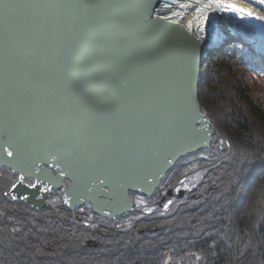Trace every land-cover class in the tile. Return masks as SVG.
<instances>
[{
  "label": "water",
  "instance_id": "95a60500",
  "mask_svg": "<svg viewBox=\"0 0 264 264\" xmlns=\"http://www.w3.org/2000/svg\"><path fill=\"white\" fill-rule=\"evenodd\" d=\"M160 4L0 0V166L36 180L12 189L31 206L67 179L70 211L89 202L114 218L132 210L129 193L151 196L175 161L207 148L205 50L155 19Z\"/></svg>",
  "mask_w": 264,
  "mask_h": 264
},
{
  "label": "trees",
  "instance_id": "16d2710c",
  "mask_svg": "<svg viewBox=\"0 0 264 264\" xmlns=\"http://www.w3.org/2000/svg\"><path fill=\"white\" fill-rule=\"evenodd\" d=\"M253 67L238 44L209 55L197 83L199 106L215 130L209 147L177 161L152 198L135 196L129 214L109 221L87 209L89 216L73 222L74 226L53 220L56 230L50 240L69 245L59 260L64 264H200L196 257L203 255L201 264H264V82L250 77ZM167 189L184 193L158 204ZM49 211L60 210H43ZM148 226L155 232L146 230ZM89 238L98 242V248L87 255L80 248L77 256L79 247L73 243ZM25 241L0 239V250L9 251L0 254V264H29L30 244Z\"/></svg>",
  "mask_w": 264,
  "mask_h": 264
},
{
  "label": "bare ground",
  "instance_id": "6f19581e",
  "mask_svg": "<svg viewBox=\"0 0 264 264\" xmlns=\"http://www.w3.org/2000/svg\"><path fill=\"white\" fill-rule=\"evenodd\" d=\"M202 2H206V1L202 0ZM227 2L234 3L237 5V7H241L246 10L252 11L254 15L250 19L254 21L256 24L260 25L262 28H264V20H259L255 18L256 16H264V5L260 3L258 0H227ZM187 3H189L191 7H189L186 10L180 7H178L177 9L176 7H173L171 9L175 11L173 13H179L180 15L172 16V13L169 14L173 20L176 19L180 20L179 25L175 24L178 28L188 25V21L191 20L193 21V29L194 31H196L198 29H197V24L195 22V17H197L198 13H196L195 8L200 5L196 4V0H189ZM181 16L183 18H181ZM212 22H213V26L211 29H208L205 32L200 33V35L202 36V39L200 41L201 43L204 44L205 47H211L210 44L219 34L230 31L237 33V35L242 37L246 41V43L251 45L253 48L261 51L263 55L262 58H264V44L257 37H255V35L252 34L250 31L247 30L245 31L243 28L238 27L236 25V22L234 23V21H232L230 17L223 16L218 19L217 18L213 19ZM230 37L236 38V35L231 34ZM204 46L203 48H205ZM162 181L163 180H161L160 183H162ZM143 197H147V196H143ZM147 198H151V196H148Z\"/></svg>",
  "mask_w": 264,
  "mask_h": 264
},
{
  "label": "flooded vegetation",
  "instance_id": "af4514ba",
  "mask_svg": "<svg viewBox=\"0 0 264 264\" xmlns=\"http://www.w3.org/2000/svg\"><path fill=\"white\" fill-rule=\"evenodd\" d=\"M18 178L19 176L11 170L0 169V231H3V235L9 238L11 234L16 235L18 233L21 225L27 226V235L36 233V231L31 232L30 221L32 217L39 218V215L35 213V209L23 202L21 198L16 197L13 193H11L12 198L6 195V193H9L10 188L18 181ZM23 182L30 186L35 181L30 178L23 179ZM13 196L15 199H13ZM28 240H31V237H29ZM47 244L48 246L52 245L50 242ZM30 247V250L33 252L38 249V247L35 246ZM46 252H48V250ZM48 256L47 254V257Z\"/></svg>",
  "mask_w": 264,
  "mask_h": 264
},
{
  "label": "snow or ice",
  "instance_id": "6c2138e0",
  "mask_svg": "<svg viewBox=\"0 0 264 264\" xmlns=\"http://www.w3.org/2000/svg\"><path fill=\"white\" fill-rule=\"evenodd\" d=\"M196 4L197 5H201V6H197L195 8L196 13H198L197 17H195V22L197 24V29L196 31H194L193 29V21H188V26H187V33H188V39L190 40L193 48L195 46V42L199 41L202 39V36L200 35V33L205 32L208 29H211L213 26V22L210 19L209 16V11H213V10H221V11H232L236 14H238L242 19L245 17H253V12L250 10H246L244 8L241 7H237L236 4L231 3V2H227V0H206V2L202 3V0H196ZM172 5H178L180 8L182 9H188L189 7H191V5L187 2H181V0H170V3H166L164 5L165 8H170ZM15 7V5L12 4H8V3H4L3 4V8L6 11H9L11 9H13ZM180 15L179 13H172V16H177ZM181 18H183L181 16ZM256 19L259 20H264V16H256ZM155 19L157 20H167V21H171V23L180 24V20L176 19L173 20L171 16H157L155 17ZM81 111H83V109H77L75 114H79ZM8 155L11 156L12 153L8 152ZM24 177L22 176L20 178V182H23ZM16 185H13V188H15ZM31 187H36V185H30ZM42 191H48L47 186L45 185L44 188L42 189ZM7 195V193H6ZM13 199H15V197L13 196ZM169 203H171L169 201ZM165 207H167V205H165Z\"/></svg>",
  "mask_w": 264,
  "mask_h": 264
},
{
  "label": "rangeland",
  "instance_id": "374dc122",
  "mask_svg": "<svg viewBox=\"0 0 264 264\" xmlns=\"http://www.w3.org/2000/svg\"><path fill=\"white\" fill-rule=\"evenodd\" d=\"M233 34H234V33H233ZM234 35L238 36L237 33H235ZM238 37H239V39H242V40H243L242 37H241V38H240V36H238ZM243 41H245V40H243ZM244 43L246 44V42H244ZM248 45H249V44L247 43V44L245 45V47L251 50L250 46H248ZM258 57H260V56H258ZM260 59H262V60L264 61V58H260Z\"/></svg>",
  "mask_w": 264,
  "mask_h": 264
}]
</instances>
